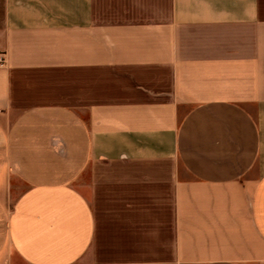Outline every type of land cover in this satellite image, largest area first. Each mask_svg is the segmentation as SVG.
I'll return each instance as SVG.
<instances>
[{"label":"crops","instance_id":"1","mask_svg":"<svg viewBox=\"0 0 264 264\" xmlns=\"http://www.w3.org/2000/svg\"><path fill=\"white\" fill-rule=\"evenodd\" d=\"M0 58V264H264V0H0Z\"/></svg>","mask_w":264,"mask_h":264},{"label":"built area","instance_id":"2","mask_svg":"<svg viewBox=\"0 0 264 264\" xmlns=\"http://www.w3.org/2000/svg\"><path fill=\"white\" fill-rule=\"evenodd\" d=\"M6 61L3 58H0V66H5Z\"/></svg>","mask_w":264,"mask_h":264},{"label":"rangeland","instance_id":"3","mask_svg":"<svg viewBox=\"0 0 264 264\" xmlns=\"http://www.w3.org/2000/svg\"><path fill=\"white\" fill-rule=\"evenodd\" d=\"M83 190V189H82Z\"/></svg>","mask_w":264,"mask_h":264}]
</instances>
